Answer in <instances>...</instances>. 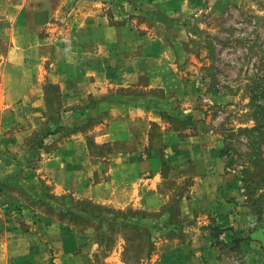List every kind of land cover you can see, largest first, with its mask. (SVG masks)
Listing matches in <instances>:
<instances>
[{
  "label": "rangeland",
  "instance_id": "1",
  "mask_svg": "<svg viewBox=\"0 0 264 264\" xmlns=\"http://www.w3.org/2000/svg\"><path fill=\"white\" fill-rule=\"evenodd\" d=\"M3 1L0 264H196L208 249L182 230L217 234L179 202L216 177L264 220V129L258 151L242 131L257 105L264 115V0H28L16 18L11 0L9 19ZM135 125L161 175L152 195L140 171L136 204L96 186L116 177ZM241 237L221 242L233 264H247Z\"/></svg>",
  "mask_w": 264,
  "mask_h": 264
},
{
  "label": "crops",
  "instance_id": "2",
  "mask_svg": "<svg viewBox=\"0 0 264 264\" xmlns=\"http://www.w3.org/2000/svg\"><path fill=\"white\" fill-rule=\"evenodd\" d=\"M10 1L11 0L3 1L5 4L3 18L5 16V18L9 19L6 11L11 9L12 5ZM17 1L19 2H15L12 7L15 11H17L15 18L18 16L19 12L22 16V12L28 4V0ZM48 5L51 6V9H54V5L49 3ZM33 8L38 10L39 15H41V18H43L44 10H47L48 7L43 1H41L33 5ZM8 24L10 25V20H8ZM140 114L141 113L139 111L130 112V116L132 117L133 121H139V116H141ZM135 127V130L130 134V147L117 146L116 148V153L119 155L117 158L120 160V167L118 165L117 169H119L116 177L112 178L109 183H103L104 180H101L96 184V186L102 190L104 184L108 187L114 184L116 186L117 192L121 193L119 195V199L121 201H125L127 203L133 202L136 204V202L141 198L138 196V193L141 191L140 171H143L142 175L149 174V178L143 181L142 191L146 190L152 195L157 194L156 189L161 182V175L159 173V167L157 166L156 156H153L150 161H141V149L139 143L141 133L137 128L138 126L135 125ZM215 146L218 147V145ZM149 164H152L154 167V170L151 172H149ZM61 166L62 164L57 168L61 169ZM61 171H63L62 179H64V174L67 175L69 170L66 167L62 168ZM230 182H232L230 177H222L220 179L216 177L209 179L206 182L201 181L199 184L195 183V186L199 187L200 189L204 188V190H206L208 188L210 191L205 194H201L199 197L197 196L196 202L194 201V203L191 201L193 199L190 200L187 197H183L179 202L181 214L184 216L200 214L203 218H210L211 222L213 223L211 227L213 228L215 234H217V238H215L210 233H206V230L201 233L198 230V225H195L194 227L190 226L182 230L186 234H190V237L193 238V241L196 239L197 241L201 242L198 246L199 250L203 249V251H205L207 248V252H209L211 255L210 257L209 253L206 252V257L208 256L207 259L204 258V254H201L200 257L197 256L195 259L196 264H233L232 262H234V259L230 260V257H228L230 253H232L230 252L231 246L229 245L227 247V245L221 242L222 240L225 241L226 239H228V242H233L234 238H237L239 235L242 236V239L245 238L246 244L241 242V248L243 249V254L248 257L247 264H264V220H262L260 224L255 227L256 223L253 222V212L249 210L247 203L244 201L245 197L239 196V194L236 193L234 183ZM227 183L231 184V186L227 185ZM144 186L145 189L143 190ZM228 187L231 188L227 190ZM200 207L204 208L199 210ZM195 209L197 211H195ZM262 216L264 218V212ZM193 230L198 231L197 235L194 237H192ZM202 230L204 229L202 228ZM61 232V237L64 241L73 242V249L80 246L77 241L79 238L75 235V233H64L60 229V233ZM206 234H208V237H210L212 240L219 238V242L217 244L214 243L213 245H211L210 242H207L205 245V241L202 242L201 240L206 239ZM196 246V244L192 245V247L197 250ZM220 247L225 248V250H222ZM6 262L8 264V260H6Z\"/></svg>",
  "mask_w": 264,
  "mask_h": 264
},
{
  "label": "trees",
  "instance_id": "3",
  "mask_svg": "<svg viewBox=\"0 0 264 264\" xmlns=\"http://www.w3.org/2000/svg\"><path fill=\"white\" fill-rule=\"evenodd\" d=\"M255 98H252L251 101L252 103L255 102ZM263 104V103H262ZM257 105V104H256ZM258 108V110L255 111L254 115H253V120L255 122L254 127L251 128H243L242 131L247 133L248 136V140L249 143L248 145L250 146V148L254 151H258L260 146H261V129H264V115L262 113V108L263 105H260L258 107V105L256 106V109ZM228 150V145H225L224 150H223V154H225V152ZM222 154V155H223ZM154 226V225H153Z\"/></svg>",
  "mask_w": 264,
  "mask_h": 264
}]
</instances>
